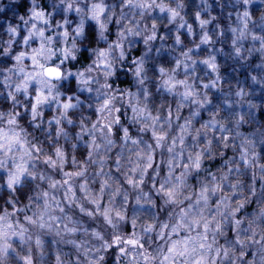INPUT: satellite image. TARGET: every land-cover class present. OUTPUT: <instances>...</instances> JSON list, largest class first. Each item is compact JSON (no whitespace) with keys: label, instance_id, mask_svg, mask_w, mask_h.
<instances>
[{"label":"clouds","instance_id":"9594fccd","mask_svg":"<svg viewBox=\"0 0 264 264\" xmlns=\"http://www.w3.org/2000/svg\"><path fill=\"white\" fill-rule=\"evenodd\" d=\"M0 264H264V0H0Z\"/></svg>","mask_w":264,"mask_h":264}]
</instances>
